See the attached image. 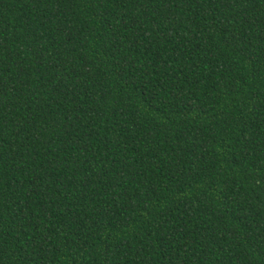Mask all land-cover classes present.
<instances>
[{
    "label": "trees",
    "instance_id": "16d2710c",
    "mask_svg": "<svg viewBox=\"0 0 264 264\" xmlns=\"http://www.w3.org/2000/svg\"><path fill=\"white\" fill-rule=\"evenodd\" d=\"M0 264H264V0H0Z\"/></svg>",
    "mask_w": 264,
    "mask_h": 264
}]
</instances>
